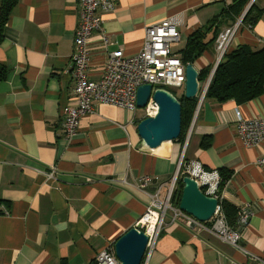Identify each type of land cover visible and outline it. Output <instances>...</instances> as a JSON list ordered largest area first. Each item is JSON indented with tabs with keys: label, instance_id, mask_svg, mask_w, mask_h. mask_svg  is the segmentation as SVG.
<instances>
[{
	"label": "crops",
	"instance_id": "crops-1",
	"mask_svg": "<svg viewBox=\"0 0 264 264\" xmlns=\"http://www.w3.org/2000/svg\"><path fill=\"white\" fill-rule=\"evenodd\" d=\"M251 1L236 15L230 9L236 0H117L113 12L98 11L109 44L98 32L90 37L89 79L100 78L109 53L135 55L151 25L177 19V45L184 49L190 35L213 21L218 33L233 27ZM253 1V25H240L230 49L264 48V0ZM78 13L77 0H18L4 26L0 264H95L102 249L135 227L159 188L158 198L165 197L181 156L206 171L231 173L223 200L237 213L249 208L252 214L235 248L210 231V222L190 229L169 212L147 264H264V166L256 165L264 147L244 146L235 128L236 111L243 119L264 117V82L259 95L241 104L202 101L185 140L155 151L140 145L144 113L110 105H96L67 138L62 123L75 100L71 55ZM177 45L172 54L180 59ZM216 58L214 42L193 66L212 72ZM141 176L152 182L138 190ZM229 226L235 230L236 221Z\"/></svg>",
	"mask_w": 264,
	"mask_h": 264
},
{
	"label": "built area",
	"instance_id": "built-area-1",
	"mask_svg": "<svg viewBox=\"0 0 264 264\" xmlns=\"http://www.w3.org/2000/svg\"><path fill=\"white\" fill-rule=\"evenodd\" d=\"M77 1L79 19L74 31V45L71 55L72 75L75 81V100L74 105L66 110L62 123L67 138L76 134L81 118L92 113L98 104L123 108L134 114L137 110V90L142 85H150L152 92L157 88L169 91L184 88L185 65L172 54V48L180 42V34L177 31L180 22L175 18H168L149 26L145 32L143 45L135 55L125 56L120 49L109 53L100 78L97 80L89 79L90 53L87 46L90 37L93 33L98 32L101 35L102 43L105 46L109 44L102 32L103 20L98 15V11L113 12L117 0ZM253 2V0L250 2L248 8ZM243 16L233 27L226 28L218 34L215 41L216 66L230 50L231 41L239 31ZM211 75L198 93V99L201 101L204 99ZM143 111L144 119L155 116L157 106L151 98ZM235 116L236 133L244 146L263 148L264 117L243 119L238 111L235 112ZM256 165L264 166V156L256 162ZM53 173L54 169L47 176L54 179ZM180 174H185V176L194 179L205 196L217 201L215 212L209 221V229L220 239L235 248H239L240 229L247 224L252 214L251 210L249 208L239 209L236 217V229H232L222 208V203L225 200H223L222 190H220L221 178L218 172L206 171L198 162L184 163L183 158H180L176 172L167 186L165 197L163 199L158 198L159 188L156 195L151 198L143 215L136 222L135 227L143 231L148 237L141 264H147L145 258L155 247L163 229L165 217L169 212H171L174 221L183 220L187 228H205L204 223L198 222L182 212L178 206L173 205V194ZM151 182V176H141L135 185L138 190H143ZM95 264H120L112 245L105 247L95 256Z\"/></svg>",
	"mask_w": 264,
	"mask_h": 264
},
{
	"label": "trees",
	"instance_id": "trees-1",
	"mask_svg": "<svg viewBox=\"0 0 264 264\" xmlns=\"http://www.w3.org/2000/svg\"><path fill=\"white\" fill-rule=\"evenodd\" d=\"M17 1L0 0V42L3 39V30L8 16ZM246 2L247 0H236L230 9L238 15L244 9ZM253 7L254 5L252 4L246 11L242 18L241 26L253 25ZM216 23V21H213L188 37L186 45L180 53V60L184 65H193L201 57L202 53L213 45L219 34ZM198 72L197 81L199 85H202L211 75V69L202 68ZM263 82L264 48L258 52H252L245 46H237L234 49H230L217 64L214 73L211 75L203 101L208 99L218 104L228 101L241 104L259 95L262 92ZM176 98L181 103V133L174 142H183L197 108L198 96L194 99H185L182 94ZM218 174L221 178L220 190H222L231 173L220 170ZM184 176L185 174H180L177 179L176 189L173 194V205L175 207L179 205L182 192L181 180ZM222 208L227 222L233 226L237 217L236 209L226 202L222 203Z\"/></svg>",
	"mask_w": 264,
	"mask_h": 264
},
{
	"label": "water",
	"instance_id": "water-1",
	"mask_svg": "<svg viewBox=\"0 0 264 264\" xmlns=\"http://www.w3.org/2000/svg\"><path fill=\"white\" fill-rule=\"evenodd\" d=\"M198 76L199 72L193 65H185L183 91L185 99L197 97ZM150 98L156 104L157 112L155 116L145 118L138 123L137 133L142 149L155 151L177 140L180 136L181 103L169 90L157 88L152 92L150 85H142L136 94L137 108L144 109ZM201 103L199 99L194 117ZM181 182L182 192L178 208L200 223L209 222L215 212L217 201L205 196L194 179L184 176ZM147 241L148 237L143 231L137 227L129 229L114 242L113 250L118 262L120 264H141Z\"/></svg>",
	"mask_w": 264,
	"mask_h": 264
},
{
	"label": "rangeland",
	"instance_id": "rangeland-1",
	"mask_svg": "<svg viewBox=\"0 0 264 264\" xmlns=\"http://www.w3.org/2000/svg\"><path fill=\"white\" fill-rule=\"evenodd\" d=\"M177 46H178V45H177ZM182 47H183L182 45H179V46L177 47L176 51L181 52ZM204 84H205V83H204ZM202 88H203V84H202V85H199V91H198V93H200V91L202 90ZM171 91H172V93L174 94V96L179 97L180 95L183 94L184 88H183V89H179V90L172 89ZM197 96L199 97V94H198ZM198 100H199V99H198ZM143 112H144L143 109H138V108H137V110H136V113H137L138 116H141V115L143 114Z\"/></svg>",
	"mask_w": 264,
	"mask_h": 264
}]
</instances>
